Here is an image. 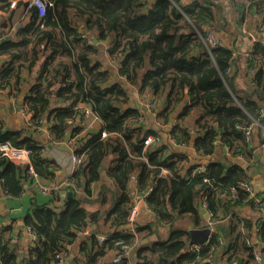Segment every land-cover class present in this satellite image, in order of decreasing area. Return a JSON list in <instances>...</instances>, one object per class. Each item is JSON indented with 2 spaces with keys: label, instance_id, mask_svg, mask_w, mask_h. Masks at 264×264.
I'll use <instances>...</instances> for the list:
<instances>
[{
  "label": "trees",
  "instance_id": "16d2710c",
  "mask_svg": "<svg viewBox=\"0 0 264 264\" xmlns=\"http://www.w3.org/2000/svg\"><path fill=\"white\" fill-rule=\"evenodd\" d=\"M45 1L44 16L30 8L31 22L20 29L19 40L0 45V54L8 57L0 66V78L5 77L0 88L14 94L21 68L31 69L40 62L38 78L22 102L31 127L47 126L52 141L62 140L67 129L78 133L81 127L68 119L80 103L90 106L101 128L79 140L82 148H74L81 160L70 175L75 180L70 189L73 195L63 207L36 204L25 217L34 235L31 245L19 251L11 243L10 227L0 229V264H51L80 231L91 224L98 226L99 221L112 229L98 236L87 231L91 244L85 262L73 263L94 264L107 252L112 259L122 250L114 239L132 246L136 232L150 227L135 221L136 232L131 233L127 222L134 195L150 186L145 201L160 223L173 226V221L187 214L197 219L199 207L205 206L213 230L208 242L194 251L189 249L186 231L173 230L166 241L140 246L136 264H264V197L250 196L244 189L249 182L245 173L239 168L225 172L219 162L201 164L204 171L200 172L198 164L186 167V155L172 150L174 145L157 141L145 145L147 136L159 137L158 130L143 126L142 108L130 105L133 88L141 96H152L158 103L153 111H159L157 121L166 125L184 104L169 136L179 145L193 140L199 155H211L217 140L232 152L249 151L251 132L246 137L243 128L252 126L259 133L261 126L256 123L264 126V42L254 43L250 57L245 58L252 73L247 72L249 86L240 92L227 73L233 50L223 44L208 49L204 28L226 20L223 6L213 0L189 4L183 0ZM263 6L264 0H251L248 7L261 11ZM104 52L116 62L115 74L101 62ZM192 117V127L180 122ZM4 140L31 150V166L39 177L46 180L53 174L56 165L43 158L39 143L0 130V141ZM109 155L112 163L106 175L114 188L105 189L108 185L103 183L91 200V185L103 178L101 166ZM0 166L4 167L0 196L19 194L21 178H31L29 166L3 157ZM133 173L136 188L131 193L128 182ZM222 193L231 196L220 197ZM58 195L51 193L53 199ZM108 198L106 209L87 212L84 207ZM241 206L254 214L243 215ZM123 259L110 264H128Z\"/></svg>",
  "mask_w": 264,
  "mask_h": 264
},
{
  "label": "crops",
  "instance_id": "0c3cea01",
  "mask_svg": "<svg viewBox=\"0 0 264 264\" xmlns=\"http://www.w3.org/2000/svg\"><path fill=\"white\" fill-rule=\"evenodd\" d=\"M15 1L14 6H10V2ZM24 3L23 0H19ZM193 0H183L184 3L189 4ZM215 3H219L223 6L224 12L228 4L233 5L234 16L229 18L224 14L225 21L220 20V25L215 28V36L221 40L222 44L228 49H232L233 60L230 63L227 73L230 76H233V82L238 90L244 91L249 86L248 77L252 73L250 69L247 70V65L245 62L244 52L250 51L256 42H264V6L261 11H256L253 8H249L251 0H213ZM24 5L18 3V0H0V45L5 43L8 40L17 41L19 40V31L28 23L31 22V13L23 9ZM207 26L204 28V30ZM95 43V42H93ZM8 60V57L4 54H0V66ZM101 62L104 65L111 67V72L116 73L117 64L110 58L107 52L103 53V56L100 58ZM40 62H38L39 64ZM36 64L31 69L21 68L19 73V79L16 83L18 87L17 92L14 91L16 98L15 103H11L9 98L11 90L9 88H0V130L2 132L14 131L20 138L27 137L30 138L41 145L42 156L52 160L56 165V169L53 174L48 176L49 178L37 179L41 184H48L52 181H58L64 177H69L71 173L77 168L71 160V154L74 152L75 147L82 148L84 143L80 141L85 138L88 132H96L101 128V121L95 115H90L86 118L87 133H80L77 141L78 142L71 144L68 143L65 145L63 140L65 136L69 138L74 134L71 129H67L66 135L62 140H50L48 133L49 129L45 125L37 126V128L31 127L27 115L23 114L20 111L22 102L31 85L38 78V69L39 66ZM250 71V73H249ZM249 74H248V73ZM247 73V75H246ZM5 77L0 78V87L2 86V81ZM15 89V88H14ZM13 92V91H12ZM130 95V105H134L135 102L139 103L142 107L141 111L143 112V119L141 124L145 127L153 126L158 130L159 142L161 144L174 145L175 148L172 150L180 151L184 153L188 159L186 162V167L190 164L204 165L209 162H219L223 165L224 171H228L231 168L241 169L247 176L250 184V189L253 192V195L259 197H264V143H260V138L262 134L264 135L263 126L256 123V125L261 126L259 128V135L256 128L251 129V141L249 143V151L247 149L242 150L241 152H232L228 147L221 145L220 141L217 140L216 147L214 152L211 155L202 156L199 155L194 147L193 140L188 145H179L175 144L170 136L169 131L172 125L178 120V112L182 106L178 108L171 117L166 125H161V122L157 121V110L155 112L149 110L145 106V102L148 99H152V96L149 95H139L136 90L133 88ZM161 104V102L159 101ZM136 106V105H134ZM140 108V107H138ZM264 117V110L262 111ZM184 118H182L183 120ZM193 117L186 118L181 123L187 122V125L193 126ZM75 125V124H74ZM73 125V126H74ZM80 131V129H79ZM171 149V147H169ZM111 155L107 156L101 166L102 179L99 182H94L91 185V189L94 192L91 200L96 197V192L100 189V186L103 183L108 185L104 187L105 189L114 188L112 181L107 177L106 172L111 166ZM74 169V170H73ZM4 170L3 166H0V174ZM100 183V184H99ZM151 183V182H150ZM21 187L22 191L17 195H5L0 196V229L5 226L10 227L11 233V243L17 245L19 251H24L26 247L31 245L33 240V235L29 232V229L25 225V217L32 211V209L38 205L48 204L55 205L60 208L63 207L64 202L69 197H64L63 201L60 200L61 194H66L69 190L61 191L56 199H53L51 193L40 192L37 188V185H34L29 178H21ZM151 187V186H150ZM147 189L145 192H141L139 195L140 200L138 202L139 213L136 220V224L146 227L140 232L135 231V225L133 229L130 230L131 233L136 232L135 234V243L131 246L129 254L124 256L123 260H126L128 264H136L137 259V250L140 246L150 245L156 241H166L169 239L171 232L176 229H183L186 231L190 223L194 222L197 226L200 224L203 214L200 212V208H205V206L199 207V216L197 219H193L190 215H185L177 220L173 221V226L168 224H163L159 222L157 215L149 209L145 201V195L150 191ZM136 188V176L133 173L128 182L129 192H134ZM118 193V192H117ZM81 194V193H80ZM107 195V192H105ZM135 202V200H134ZM110 205V198L105 203H99V201H92L87 203L84 207L87 212H93L97 209L103 210ZM206 209V208H205ZM240 211L243 215L249 216L254 213L244 206L240 207ZM255 217V216H254ZM224 230L227 232L226 225L224 224ZM112 228L108 224L98 222V226L91 224L84 228L87 231H95L96 235L105 234L110 231ZM213 230V228H212ZM9 233V234H10ZM88 234V233H87ZM87 234H80L79 236L66 247L67 255L62 264H74V260H82L85 262V252L87 251V246L91 242L87 240ZM187 241L189 243V237L186 233ZM202 245V244H201ZM189 245L187 246V248ZM111 252L101 259H99L94 264H110L111 262Z\"/></svg>",
  "mask_w": 264,
  "mask_h": 264
},
{
  "label": "built area",
  "instance_id": "2783aa9c",
  "mask_svg": "<svg viewBox=\"0 0 264 264\" xmlns=\"http://www.w3.org/2000/svg\"><path fill=\"white\" fill-rule=\"evenodd\" d=\"M23 1H24V7H23L24 10H26L28 12V10L30 8L34 7L38 11L40 16H44L45 9L47 7V2L45 0H23ZM14 4H15V1L10 2V6H14ZM215 28L216 27L214 24H210L204 30V35H205V38L208 42V49H210V47H216V46L222 44L221 40L215 36ZM197 33L200 36H202L198 30H197ZM249 52L250 51L244 52L245 58L250 57ZM9 98L11 100V103H15L16 98H15L14 94L11 93ZM157 104H158L157 101H155L154 99H148L145 102V106L151 111H154L157 108ZM20 111L23 114L27 115L22 106L20 107ZM90 115H95V114L91 110L89 105L80 104V103L76 104L74 113L68 119V122L71 125L78 124L81 128H80V131L78 133H74L69 138L68 143H71V144L76 143L77 138H78L80 133L81 134L87 133L88 129H87V125H86L85 121H86V118L89 117ZM251 128H252V126H248V127L243 128V131H244L246 137H248V134H250ZM263 129H264V126H263ZM105 135H106L105 132L101 133L102 137H104ZM48 136L50 138V133H48ZM156 141L159 142V140L157 138H153L152 136L149 135L144 139V144L148 145L149 143L156 142ZM30 155H31V150L26 148L25 146H15L7 140L0 141V157L6 158L7 160H9L13 163H16V164H25V165L27 164L29 166V172L31 174V178H29V179L32 181V183L34 185H37V188L39 189L40 192L61 193V191L70 190L71 187L75 186V180L71 179L70 176L64 177L63 179H60V180L53 182V183H48V184L39 183L37 179H39L40 177L37 175L36 172H34L32 166H31ZM71 160H72L73 164H75L77 166L81 160V156L77 155L73 152L71 154ZM196 169L200 172L204 171V167L201 165L197 166ZM162 172L164 173L165 170L162 169ZM204 181H208V178L204 177ZM249 184H250V182H246L243 184V187L247 192H249L252 195L253 192L251 191ZM230 194L231 193H222L220 195V197L231 196ZM134 200H135V202L133 203V206H132V208L129 211V214L127 216V222H128L129 227H130L129 230L133 229L134 223L138 217V213H139L138 202L140 200V197L138 194L134 195ZM208 222H209V226L212 229L211 220L209 219ZM79 233L80 234H86L87 230L80 231ZM33 238H34V235H33ZM113 242L115 244L122 245L121 252L112 258L113 262H118L124 256H127L129 254V250L131 249V246L123 245V243L120 239H114ZM199 246L200 245H198V244H191L189 249L194 251V250H197L199 248ZM66 255H67L66 249L59 250L55 256L56 260L54 262H52L51 264H62L64 262Z\"/></svg>",
  "mask_w": 264,
  "mask_h": 264
},
{
  "label": "water",
  "instance_id": "95a60500",
  "mask_svg": "<svg viewBox=\"0 0 264 264\" xmlns=\"http://www.w3.org/2000/svg\"><path fill=\"white\" fill-rule=\"evenodd\" d=\"M96 39H93V42H96ZM136 107L144 108L139 103L135 102ZM69 141V136H65L63 143L66 145ZM72 191L69 190L66 194L60 195V200L63 201L64 197H71ZM200 212L203 214L200 224L197 226L194 222L190 223L186 229V233L189 237L190 244H205L208 242L209 236L211 234V227L209 226V217L210 214L205 208H200Z\"/></svg>",
  "mask_w": 264,
  "mask_h": 264
},
{
  "label": "rangeland",
  "instance_id": "374dc122",
  "mask_svg": "<svg viewBox=\"0 0 264 264\" xmlns=\"http://www.w3.org/2000/svg\"><path fill=\"white\" fill-rule=\"evenodd\" d=\"M233 12H234L233 5L228 4V7L226 8V12H224V14L229 18H233V16H234ZM88 35H92V34L89 33Z\"/></svg>",
  "mask_w": 264,
  "mask_h": 264
},
{
  "label": "clouds",
  "instance_id": "9594fccd",
  "mask_svg": "<svg viewBox=\"0 0 264 264\" xmlns=\"http://www.w3.org/2000/svg\"><path fill=\"white\" fill-rule=\"evenodd\" d=\"M209 219H210V217H209Z\"/></svg>",
  "mask_w": 264,
  "mask_h": 264
}]
</instances>
